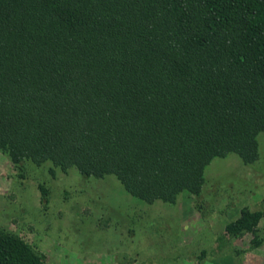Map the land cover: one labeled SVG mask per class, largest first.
Instances as JSON below:
<instances>
[{"label":"trees","instance_id":"1","mask_svg":"<svg viewBox=\"0 0 264 264\" xmlns=\"http://www.w3.org/2000/svg\"><path fill=\"white\" fill-rule=\"evenodd\" d=\"M261 131L264 0H0V151L12 163L113 175L173 203L199 194L212 158L254 162ZM262 216L242 207L224 231ZM0 264L47 263L0 229Z\"/></svg>","mask_w":264,"mask_h":264},{"label":"rangeland","instance_id":"2","mask_svg":"<svg viewBox=\"0 0 264 264\" xmlns=\"http://www.w3.org/2000/svg\"><path fill=\"white\" fill-rule=\"evenodd\" d=\"M256 140L254 162L212 158L199 194L182 192L173 203L134 197L113 175L14 164L0 151V229L47 264H264V131ZM242 207L263 216L253 231L231 236L224 226Z\"/></svg>","mask_w":264,"mask_h":264}]
</instances>
